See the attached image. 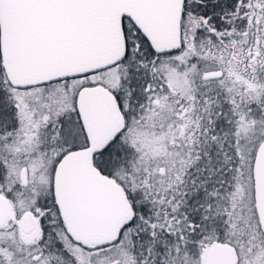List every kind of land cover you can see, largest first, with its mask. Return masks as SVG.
Masks as SVG:
<instances>
[{"label":"snow or ice","instance_id":"snow-or-ice-1","mask_svg":"<svg viewBox=\"0 0 264 264\" xmlns=\"http://www.w3.org/2000/svg\"><path fill=\"white\" fill-rule=\"evenodd\" d=\"M0 264H264V0H0Z\"/></svg>","mask_w":264,"mask_h":264}]
</instances>
